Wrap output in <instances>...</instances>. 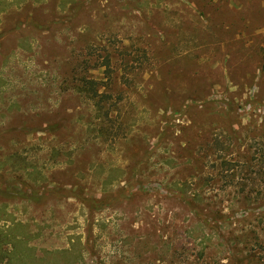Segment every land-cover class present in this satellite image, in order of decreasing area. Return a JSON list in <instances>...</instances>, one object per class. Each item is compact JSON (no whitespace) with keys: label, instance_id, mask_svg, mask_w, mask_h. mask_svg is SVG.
<instances>
[{"label":"rangeland","instance_id":"rangeland-1","mask_svg":"<svg viewBox=\"0 0 264 264\" xmlns=\"http://www.w3.org/2000/svg\"><path fill=\"white\" fill-rule=\"evenodd\" d=\"M81 77L98 98L78 92ZM224 129L247 145L264 134V0H0V191L11 192L0 227L26 224L42 264L77 241L83 261L70 264H225L240 229L248 249L251 233L264 243L256 213L216 222L208 244L187 237L199 218L237 211L242 188L264 202V169L240 164L224 180L218 155L203 156ZM33 178L52 192L31 207L18 193ZM130 178L152 192L189 183L197 217L189 198L121 196Z\"/></svg>","mask_w":264,"mask_h":264},{"label":"trees","instance_id":"trees-1","mask_svg":"<svg viewBox=\"0 0 264 264\" xmlns=\"http://www.w3.org/2000/svg\"><path fill=\"white\" fill-rule=\"evenodd\" d=\"M86 62V61H84ZM109 58L107 59L105 63V67L109 68ZM77 68H79V65H76ZM82 68H86L85 65ZM76 75L74 73L73 79H76ZM75 77V78H74ZM98 84H95L93 81H89L86 78L81 77L80 82L76 84L75 88L78 90L79 93H83L87 98L91 99L92 101L95 98H98L97 93V86ZM102 97V96H101ZM194 106L195 103H192ZM196 106V105H195ZM97 107V106H96ZM98 111L100 108H98ZM107 113L105 112L104 116H106ZM224 116H227L224 113ZM98 132V136L103 135L104 133L100 130H94L93 132ZM108 132V130H106ZM224 141L221 140H214L215 146L209 147L212 152L207 147V150L203 154V156L207 157L208 153L212 156L218 155V161L220 162V167L224 168V180L226 178V175L230 173L232 177L237 172L238 169L237 166L242 168V172L244 174H263L264 169V134L257 136H251L250 142L248 145L245 143L246 141L243 140L240 137H237L235 134L231 133L229 130L224 129ZM239 138V140H238ZM246 144V145H245ZM245 146V149L243 152L240 151L241 146ZM216 148V149H215ZM196 152V151H195ZM56 153V152H55ZM233 154L236 155V157H233ZM186 157V163H190V159L192 157L191 154L187 153ZM237 158V161H236ZM242 161V163H239ZM216 162V161H214ZM213 166H215L213 164ZM257 167L258 171H253ZM23 169L26 168V166L22 167ZM111 172V170H110ZM113 175L108 174L106 178L103 180V191H108L109 186L113 185L116 180V175H120V172L117 170H113ZM133 179H135L134 172H132ZM231 177V178H232ZM38 181L41 180V177L38 179ZM33 186H35V189L30 191V193H18V197L20 201L23 203H27L29 206H33L36 204L41 198V195L46 194L47 192H52L51 190H48L44 187H42L38 181H36L34 178L32 179ZM130 178V182H128L127 187H123L120 189L121 196H133L140 191L142 193H160L167 196H174L177 199L185 200L186 198H189V202L186 203V205L190 208L189 211L197 217V204L196 201L202 202L201 197L199 194L196 193L197 188H193L189 183L183 182L178 183L174 182L170 185H161V184H155V188L157 189L156 192H152L151 185L148 186L147 189H143L141 186L137 185L136 183L132 182ZM127 184V183H126ZM23 185H26L25 183ZM207 185V180L205 182L203 181L201 184H199V187H203ZM32 188V187H31ZM34 188V187H33ZM242 192V197L239 202V207L237 211H232L230 214L226 215H220L219 212L214 213V218L207 222L205 219L197 220V226L192 229V232L187 231V237L192 238L193 242H196V240L199 239L201 243H209L212 239L211 234L205 233V231H210L217 237H220V226L216 225V222L220 220H224V230L229 229L232 227V222L237 218L238 216H241L245 219V217L250 216L251 214H258V217L256 218V221L259 223H262V220L264 219V202H259L258 199L254 200L250 196V192H246L242 188L240 190ZM253 192V191H252ZM41 194V195H39ZM0 196L4 199H7L11 196V192H4L0 191ZM80 199V204L84 205L85 203L90 205L92 209H100L101 206H103L101 203L103 201H98L96 198H91L90 200H84L82 198ZM252 201V202H251ZM8 208L7 202L3 201L0 205V221L4 220V216L6 215V209ZM26 209V207H24ZM233 214V215H232ZM11 221V220H9ZM10 227H0V261L4 264H42L44 262V257L42 258H35L32 248L28 247V242L31 240V238L26 234L27 225L22 224L21 222L11 221ZM234 223V222H233ZM240 235H238L236 238H228L224 239V252H227L224 257L225 264H264V257H257V252H260L263 250L264 252V243H259L258 240L255 238L254 233L252 234V241L254 242L252 245V248L248 249V243L245 241L246 235L245 231L243 229H240ZM196 234V237L193 235ZM75 243V244H74ZM207 244L203 247V250L207 248ZM76 246V247H75ZM78 246V248H77ZM80 243L73 242L71 245V249H63L59 251H55L51 253L53 256V262L51 264H70V263H80L83 261V257L81 254V251L78 250L80 247ZM164 247H168L167 245ZM233 247V249H231ZM260 248V251H254V248ZM51 256V255H50ZM203 252L201 251L199 253V258H203Z\"/></svg>","mask_w":264,"mask_h":264}]
</instances>
